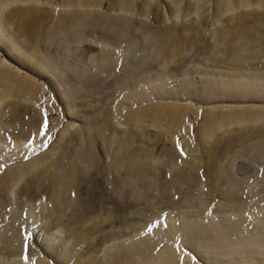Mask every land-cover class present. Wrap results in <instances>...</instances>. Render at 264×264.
I'll use <instances>...</instances> for the list:
<instances>
[{"label":"bare ground","instance_id":"6f19581e","mask_svg":"<svg viewBox=\"0 0 264 264\" xmlns=\"http://www.w3.org/2000/svg\"><path fill=\"white\" fill-rule=\"evenodd\" d=\"M106 1L120 13L0 0V54L49 81L70 117L40 132L33 106L49 108V92L0 60V165L19 160L0 173V264H264V106L213 105L264 100V66L240 70L264 62V0H214L208 33L190 16L210 0H166L154 15L157 0ZM169 97L207 107L197 142L185 116L199 109L146 103ZM34 229L41 252L25 259Z\"/></svg>","mask_w":264,"mask_h":264},{"label":"rangeland","instance_id":"374dc122","mask_svg":"<svg viewBox=\"0 0 264 264\" xmlns=\"http://www.w3.org/2000/svg\"><path fill=\"white\" fill-rule=\"evenodd\" d=\"M189 0H183V4H185L186 2H188ZM214 0L212 1V0H210V1H208L206 4H205V9H204V15H202V16H200V19H199V17H195V15H192V17L190 16V19L191 20H194V18L195 19H198V20H201L202 22H201V24H202V26H204V29H205V31L208 33L209 31H212V29H213V26L211 25V23L209 22L210 20H214V18L212 17L214 14H213V9H214ZM108 2L105 0V4H107ZM167 2H166V0H159V2H158V0H157V2L153 5V7H152V13H151V15H154V13H156L157 14V10H161V12H163L164 11V9H165V11H164V14H165V12H167L166 11V8H167ZM43 7H48V8H52V9H56V10H58L59 11V9H62V7L61 6H56V5H49V4H43ZM100 10H102V11H105V13L106 12H116V13H120V11L119 10H111V9H109L108 8V4L107 5H104L103 7H101V8H99ZM98 9V10H99ZM150 18H154V17H150ZM213 18V19H212ZM183 19L185 20L186 18L184 17V18H181L180 20H179V22L182 20V22H183ZM176 21V19L174 18V17H171L170 19H168L167 18V22H170V21ZM178 20V19H177ZM155 21V20H154ZM157 21V20H156ZM156 21H155V24H156ZM166 21V20H165ZM15 26V25H14ZM14 26H12V27H10L11 29H14L15 30V28H14ZM190 55H188L187 57H188V59L189 60H187V62L186 63H188V62H190L189 64L190 65H192L193 66V63L191 62V59H193V55H191L190 57H189ZM192 57V58H191ZM194 57H196V55L194 56ZM70 60H72V61H75V55H72V56H70V58H69ZM0 60H1V63H4L3 65H6V66H8L10 69H11V71H14V72H17L18 74H21V75H24V76H30V77H33V79H35V80H38V81H40V82H43V88H44V90H46L47 92H49V94H50V98H51V100H50V104L51 105H49V108H48V105H47V103L46 102H44V101H42V103H35V105L33 106V107H35V109H37V110H40V112H41V120H40V122H39V125H38V130L40 131V132H43V133H45L44 131H48L49 129H50V127H56V131H58L59 132V130H61V129H63L64 127H65V125H66V123H68L69 122V120H70V117H68V115H67V112H65L64 111V108H63V103L61 102V100L57 97V93H56V91L54 90V91H52V86H51V83L49 82V81H47V80H44L45 78H42V77H38L37 75H35L36 74V72L35 71H33V70H31V69H28L27 67H24V66H22L21 64H17V62H15L12 58L10 59V58H8V57H6V55H1L0 54ZM200 63H201V65H200ZM199 64H198V66H203L204 64H202L203 62H200ZM210 62H208L207 63V65L206 66H208V67H210ZM212 66V65H211ZM263 66H264V62H259V64L256 66H248V64H245L244 65V69L242 68V69H240V70H243V71H241V73H247V74H249L250 75V73L252 74V71L254 72H256V70L258 71V70H261L262 68H263ZM247 67V68H246ZM257 67V69H255ZM219 69H222L221 71H226V69H228L227 67H218ZM245 68H246V71H245ZM254 68V69H253ZM260 68V69H259ZM189 76H192V78H194V80H195V82L200 86V84H201V82H200V77H199V75L198 74H195V73H190V75ZM48 77H50V76H48ZM193 80V81H194ZM201 81H203V80H201ZM201 88V87H200ZM54 92V93H53ZM107 93V92H106ZM55 95H56V97H55ZM123 96V95H122ZM171 98H174V97H169L168 98V100H166L167 98H164V100L163 101H157L156 99L157 98H154V99H152V100H148V102H146L147 104L148 103H157V102H169V103H176V104H190L191 105V107L192 108H194L195 110H197V109H199V113H200V115H199V117H195V115L193 114V113H189L188 115H186L185 116V120H186V122L188 123V124H190V127H191V130H190V132H189V134L191 135V137H192V140L193 141H195V142H197V139L198 138H195V135H196V137H197V134H196V132H197V128H198V125H199V121L201 120V117H202V113H204L205 112V109L207 108H205L204 107V105H202V103L201 102H199L200 100H197V99H194V98H189L188 100H185V99H171ZM59 99V100H58ZM89 100V99H88ZM124 100V99H123ZM181 100V101H180ZM185 100V101H184ZM259 99H249V100H247V99H245V100H239V101H232V100H230V99H227V98H224V99H221V100H215L214 101V104L213 105H217V106H222V107H224V106H239V105H243V106H255V107H262V106H264V100H262V101H258ZM117 103V100H115V104ZM146 103H144V104H146ZM216 103V104H215ZM240 103V104H239ZM41 104V105H40ZM260 105V106H259ZM83 109H85V108H83ZM126 108L124 107V108H122V110H121V113L122 114H125V112H126ZM78 112H79V114L81 113H83V111H81V109L78 107V110H77ZM81 111V112H80ZM197 118V119H196ZM45 120H47V126L45 127V125H44V122H45ZM81 123V117L80 116H78L77 118L75 117L74 118V121H73V124L72 125H74L75 127L76 126H78V124H80ZM63 125V126H62ZM61 128V129H60ZM59 129V130H58ZM156 131H158V130H156V128H152V127H148V132L149 133H152V135L154 134V133H156ZM56 132H54L51 136H50V138H49V140L46 142V144L44 145V146H42V147H40L39 149H36V151H34L33 153H31L29 156L27 155L26 157H27V159H25V156H23V158L20 160V162H27V161H29L30 159H32V158H34V157H36L37 155H39L40 153H42L43 151H45L47 148H48V146H49V144H51L52 143V141L54 142V140H55V137H56ZM185 138V136H181L180 134H175L174 135V138H173V140H174V142H175V144H176V146H177V149H179L180 150V146H182L183 145V139ZM179 144H180V146H179ZM161 147L162 146V144L160 143V144H158L157 145V148L158 147ZM45 148V149H44ZM181 151V150H180ZM40 152V153H39ZM182 152V151H181ZM24 159V160H23ZM29 159V160H28ZM17 163V162H19V160L17 161V159L15 160H13L11 163H9L8 165L7 164H5V166H3L2 167V165H0V173L2 172V170H5L9 165H11L12 163ZM15 163V164H16ZM246 192V191H245ZM243 195H245V193L243 192ZM213 204H215L214 202H213ZM42 216H43V214H42ZM46 217H47V215H46ZM122 223V222H121ZM120 228H122V227H120ZM116 229V228H115ZM38 232H39V230L38 229H36ZM35 230V231H36ZM29 231H32V230H29ZM36 231V232H37ZM36 232H34L33 231V233L31 234L30 233V235H28L27 237H28V241L26 242V247H23V252L22 253H24V256H29V251L30 250H32V251H34L35 253H39V252H41V250H40V247H39V245H37V241L34 239V241H33V237H35L36 238V236H37V234L38 233H36ZM101 236V233L99 234V236L96 238V241H97V239H99V237ZM32 239V240H31ZM39 242V241H38ZM32 247V248H31ZM30 257V256H29ZM32 258V257H31ZM194 259H196V260H194V261H196V264H200V262H201V264L203 263V264H205L199 257H195ZM30 261H33V262H35V260L33 259V260H30ZM199 261V262H198Z\"/></svg>","mask_w":264,"mask_h":264},{"label":"snow or ice","instance_id":"6c2138e0","mask_svg":"<svg viewBox=\"0 0 264 264\" xmlns=\"http://www.w3.org/2000/svg\"><path fill=\"white\" fill-rule=\"evenodd\" d=\"M44 125H45V127L47 126V120H45ZM41 134H43V133H41ZM25 159H27V157H25ZM150 230H151V228H149V231H150ZM29 235H30V234H29ZM27 239H28V237L25 236V240H27ZM24 258H25V259H28L27 256H25Z\"/></svg>","mask_w":264,"mask_h":264},{"label":"water","instance_id":"95a60500","mask_svg":"<svg viewBox=\"0 0 264 264\" xmlns=\"http://www.w3.org/2000/svg\"><path fill=\"white\" fill-rule=\"evenodd\" d=\"M34 230H36V229H34ZM34 232H36V231H34Z\"/></svg>","mask_w":264,"mask_h":264}]
</instances>
